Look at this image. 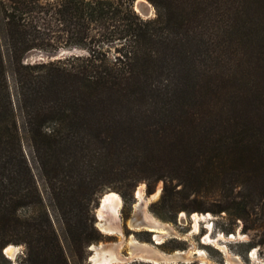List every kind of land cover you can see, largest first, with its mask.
I'll list each match as a JSON object with an SVG mask.
<instances>
[{
  "label": "trees",
  "instance_id": "1",
  "mask_svg": "<svg viewBox=\"0 0 264 264\" xmlns=\"http://www.w3.org/2000/svg\"><path fill=\"white\" fill-rule=\"evenodd\" d=\"M147 1L151 18L134 0H0L1 258L70 264L54 217L84 260L102 192L139 181L161 180L168 210L220 189L207 209L247 221L264 201V0Z\"/></svg>",
  "mask_w": 264,
  "mask_h": 264
},
{
  "label": "rangeland",
  "instance_id": "2",
  "mask_svg": "<svg viewBox=\"0 0 264 264\" xmlns=\"http://www.w3.org/2000/svg\"><path fill=\"white\" fill-rule=\"evenodd\" d=\"M150 7L151 11L148 17H143L141 15L139 16L142 18L153 17L155 15L154 8L152 5ZM81 53H84V50L79 49V51H76L72 54ZM64 56L65 55L62 57ZM7 76L9 77L10 83L12 84L9 69H7ZM138 187L142 188L143 195L145 197H150L157 191V189H159L157 196L150 200L147 204V210L161 222L168 223L173 226L182 235L181 237L166 238L161 244L157 245L155 244L153 234L151 232L142 229L134 230L128 227L127 221L131 216L135 203L137 202L135 193ZM162 187L163 182L158 180L157 182L150 184L147 181H139L132 190L131 195L126 196H123L122 193L117 190H104L102 193L113 191L120 196L121 205L118 210V221L121 228V235L117 233H104L98 227L97 219L95 217V209L98 205V200L96 207L93 209L95 217L94 225L101 234L102 239L97 243H93V245L99 246L102 244H118L120 247L119 253L127 255V241L128 237L132 235L137 241L150 244L151 246H154L165 253H171L176 250H184L194 245L196 248L203 250L209 260V262L204 263L194 259L187 263L176 262L158 264H226L224 252L228 255L237 257L238 261L240 262L239 264H264V201L262 199L255 201L256 205L253 207V213L250 216V219L244 221L235 217L231 212L221 211L214 213L207 209L217 208L218 205L221 204V195L223 192L220 189H210L199 194H180L179 196H176V200L178 205L182 206L183 209L178 208L168 210L165 208V206H163V203H161L160 200ZM24 212H26L25 209L20 210L19 213L23 214ZM193 213L204 216V219L198 222L196 231L193 230V223L191 221V216ZM53 221L55 230L60 238L69 263L93 264L89 258L93 253L92 250L89 249L90 246L86 248L84 260L73 257L64 240L60 224L54 217ZM186 234H189V236L183 237ZM206 235L209 236V240L204 239ZM16 246L18 247V250L13 258L8 257L5 253H3V250L1 251L2 258L0 257V264H25L24 246L22 244H17ZM127 264L153 263L135 260Z\"/></svg>",
  "mask_w": 264,
  "mask_h": 264
},
{
  "label": "bare ground",
  "instance_id": "3",
  "mask_svg": "<svg viewBox=\"0 0 264 264\" xmlns=\"http://www.w3.org/2000/svg\"><path fill=\"white\" fill-rule=\"evenodd\" d=\"M144 0H136V7L140 4L139 2ZM151 11V7H149ZM159 192V189L152 194L150 197H145L141 187L136 190L137 202L135 203L134 209L131 213L130 218L127 221V225L130 229L134 230H146L153 234L155 244H161L166 238L170 237H181L182 235L170 224L163 223L156 217H154L148 210L147 204L150 200L154 199ZM121 205L120 196L113 191L104 193L100 198V207L96 208L97 225L100 230L107 234L117 233L121 235V228L118 219V210ZM204 216L197 213H193L191 221L193 223V230L196 231L198 222L203 220ZM189 234L183 237H188ZM232 237V236H230ZM205 240H209V236L204 237ZM128 254L123 255L119 253V245H91L93 253L90 255V261L93 264H105L110 261L120 263L124 258L129 260L134 259L143 262H150L153 264L158 263H176V262H190L194 259L200 262H209L205 252L194 245L184 250H176L171 253H165L154 246L147 243H141L137 241L132 235L128 237ZM213 242V241H212ZM18 250L16 245L7 246L4 249V253L13 258ZM226 264H239L237 257L228 255L225 253Z\"/></svg>",
  "mask_w": 264,
  "mask_h": 264
},
{
  "label": "water",
  "instance_id": "4",
  "mask_svg": "<svg viewBox=\"0 0 264 264\" xmlns=\"http://www.w3.org/2000/svg\"><path fill=\"white\" fill-rule=\"evenodd\" d=\"M139 4L140 5L138 7H136V0L133 2L134 11L137 12L139 15L143 16V17H148L150 15L149 7L151 5L146 0H144V2L143 1L139 2ZM76 51H79V49L76 48V47L62 48V49H60L58 51H55V52H44V51H41V50L32 49V50L27 51L23 55L22 61H23V63H33L35 61L54 60V59H58V58L62 57L63 55L72 54V53H74ZM98 200H99V202H98L97 207H100V198ZM95 217L97 219V215L96 214H95ZM9 245L13 246V244L6 245L2 249L3 253H4V249L7 246H9ZM90 247H91V245H90ZM89 249L92 250V248H89ZM92 252H93V250H92ZM133 261H134V259L129 260L127 258H124L123 261L120 262V263H115V262L110 261L109 263H105V264H127V263H131Z\"/></svg>",
  "mask_w": 264,
  "mask_h": 264
}]
</instances>
